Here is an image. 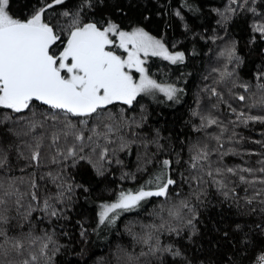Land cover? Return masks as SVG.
Wrapping results in <instances>:
<instances>
[{
  "label": "snow or ice",
  "instance_id": "1",
  "mask_svg": "<svg viewBox=\"0 0 264 264\" xmlns=\"http://www.w3.org/2000/svg\"><path fill=\"white\" fill-rule=\"evenodd\" d=\"M254 2L228 0L219 13L220 22L226 25L241 12L257 15ZM65 4L66 0H36L35 5H27L29 14L18 18L11 10L12 0H0V264H53L60 250L55 234L37 228L45 219L64 218L63 209L74 189L65 169L83 162L103 175L118 151L137 143L123 133L140 128L141 123L126 117L124 109L112 112L111 106L133 108L138 97L156 94L179 102L183 92L152 78L145 65L150 56L183 63L184 52H171L144 27L124 30L111 19L86 20L85 10L95 6L94 0H80L75 11L57 15L54 10ZM175 15L183 20L179 11ZM260 15L262 19L251 25L256 34L252 43L264 42V13ZM218 59L223 63L211 70L216 73L214 82L223 85L238 104L233 106L217 87H205L203 91L216 100L202 107L198 98L191 111L199 121L194 131L203 136L187 144L184 170L172 175L181 162L179 153L175 161L163 158L145 184L121 189L113 202L99 205L98 227H114L124 213H138L154 201L146 210L147 221L125 225L132 244H117L101 264H169L166 257L172 264H191L171 241L186 229L196 234V204L204 203L210 188L237 208L249 206L250 214H264V153L238 147L244 138L236 131L264 124V72L257 73L260 82L253 91L235 72L242 62L235 42L226 44ZM237 88L243 91L235 92ZM220 104L226 105L227 115L216 114ZM132 135L138 134L132 131ZM139 143L145 148L146 164L164 148L158 139ZM150 145L157 151L148 155ZM229 156L240 157L241 162H225ZM246 156L259 158L253 164ZM45 163L58 167L41 172ZM256 228L259 240L244 232L239 243L246 245L241 252L251 249L250 264H264V223ZM235 230L243 231L239 223Z\"/></svg>",
  "mask_w": 264,
  "mask_h": 264
},
{
  "label": "trees",
  "instance_id": "2",
  "mask_svg": "<svg viewBox=\"0 0 264 264\" xmlns=\"http://www.w3.org/2000/svg\"><path fill=\"white\" fill-rule=\"evenodd\" d=\"M29 4L35 5L36 0H12L11 10L18 18H22L31 11L27 7ZM79 5L80 0H66L65 5L58 6L54 11L57 15L63 10L75 11ZM94 5L92 9L85 10L86 20L111 19L124 30L144 27L151 35L161 39L171 52H184L183 63L172 64L161 58H152L147 66L150 75L161 83H170L175 78L176 85L183 92L179 94V102L167 99L153 102L149 97L141 96L133 108L120 104L111 106L112 112L119 114L124 109L126 117L135 118L141 123L140 128L134 127L132 130L138 135H132V131L128 129L123 133L137 143L131 144L125 151H118L112 157L113 163L105 166L103 175L83 162L65 169L64 174L70 178L74 189L63 209L64 218L51 222L45 219L37 228L38 232L46 229L55 234L60 250L54 256L53 264H101L106 257L110 258L117 244L125 247L132 244L131 238L125 234V225L137 220L147 221V211L151 210L154 201H149L138 213H124L114 227L104 228L101 235L98 234L97 225L99 205L113 202L121 189L134 190L145 184L159 167L157 161L163 158L175 161L179 153L181 162L174 166L172 175L178 176V172L184 170L187 144L197 136H203V133L194 131L199 121L192 118L191 111L196 107L198 98L202 107L210 106L216 100L203 91L205 87H217L233 106L238 104L227 94L223 85L215 84L216 73L211 71L214 67L222 66L223 61L218 59V54L226 44L235 42L237 54L242 59L235 68L239 81L249 83L255 91V85L260 82L256 80V75L264 72V42L259 39L256 43L251 42V37L256 35L251 30L252 22L261 20L260 14L264 13L262 0L254 2L257 15L241 12L233 16L226 25L220 22L219 13L228 6V0H94ZM177 11L181 13L183 20L175 15ZM51 13L52 10L49 15ZM234 91L243 90L237 88ZM221 113H228L224 104L219 105L216 114ZM236 131L244 138L238 147L264 153V124H249ZM156 139L164 146L163 151L152 163L146 164L148 157L139 141ZM156 151L154 145L147 149L148 155ZM258 158L244 157L253 164ZM116 159L120 163H115ZM225 162L235 164L240 163L241 159L229 156L225 158ZM57 167L45 163L40 171L44 172L49 168L55 170ZM187 190L185 185L184 192ZM248 208L249 206L237 208L232 201H225L210 188L204 203L196 204V234L192 235L186 229L182 237L172 238L171 242L180 248L191 264H250L251 249L241 252L246 245L239 243V239L247 232L259 240L260 231L256 225L264 223V214H250ZM238 223L243 229L239 234L235 230ZM166 259L172 264L171 257Z\"/></svg>",
  "mask_w": 264,
  "mask_h": 264
},
{
  "label": "rangeland",
  "instance_id": "3",
  "mask_svg": "<svg viewBox=\"0 0 264 264\" xmlns=\"http://www.w3.org/2000/svg\"><path fill=\"white\" fill-rule=\"evenodd\" d=\"M114 51H116L118 54H120V55H124L123 53H122V51H120L119 49H113ZM152 58H159V57H148L147 58V63H146V65H145V67L147 68V66H148V63H149V61L152 59ZM133 75H134V77L135 78H137L138 79V77H139V74L138 73H135V72H133ZM149 75H150V73H149ZM151 76V75H150ZM153 78V77H152ZM159 82V81H158ZM161 83V82H160ZM170 84H173L174 86H176L177 88H179L178 87V85H176V79L174 78L173 79V81L172 82H170ZM146 97H149L153 102H159V101H162L163 99H166L163 95H161V94H156L155 95V97L153 98V97H151V96H146ZM104 228H106V227H99V229H98V234H100L101 235V231L104 229Z\"/></svg>",
  "mask_w": 264,
  "mask_h": 264
},
{
  "label": "flooded vegetation",
  "instance_id": "4",
  "mask_svg": "<svg viewBox=\"0 0 264 264\" xmlns=\"http://www.w3.org/2000/svg\"><path fill=\"white\" fill-rule=\"evenodd\" d=\"M62 47V46H61Z\"/></svg>",
  "mask_w": 264,
  "mask_h": 264
}]
</instances>
